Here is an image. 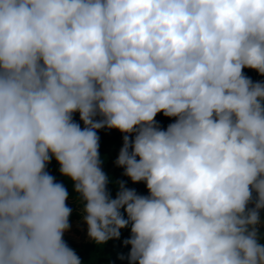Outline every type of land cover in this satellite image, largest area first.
I'll use <instances>...</instances> for the list:
<instances>
[{"label":"clouds","instance_id":"9594fccd","mask_svg":"<svg viewBox=\"0 0 264 264\" xmlns=\"http://www.w3.org/2000/svg\"><path fill=\"white\" fill-rule=\"evenodd\" d=\"M244 69L264 77V0H0V264H82L53 159L89 240L130 226L121 261L264 264V80ZM102 129L147 195L103 171Z\"/></svg>","mask_w":264,"mask_h":264},{"label":"trees","instance_id":"16d2710c","mask_svg":"<svg viewBox=\"0 0 264 264\" xmlns=\"http://www.w3.org/2000/svg\"><path fill=\"white\" fill-rule=\"evenodd\" d=\"M243 72L245 75L251 77L253 81L264 80V77L258 76L257 73L252 70L244 69ZM255 75H257V79H254ZM73 119L77 123H80L78 113L74 114ZM155 119L160 123L162 128H166L169 123L174 122V119L165 118L162 114H157ZM81 127H83L82 123ZM97 134L100 138L99 153L104 159V163L102 165L103 171L113 182L123 180L127 187L134 188L138 194L147 195L146 186L143 182L132 184L130 180L122 175L123 169L114 166V161L118 155L119 149L122 146V134L115 130L106 131L103 129ZM54 169L50 168L48 170L53 171ZM54 177L57 182L63 183L68 189L69 196L66 203L72 209V213L69 217V223L79 221L81 219L79 210L82 208V204L78 205L76 203L77 196L72 190V182L64 177H61L58 169L54 170ZM108 190L111 193V197L115 198L117 189L114 183H110L108 185ZM74 208L77 210H73ZM260 216H264V210L261 211ZM261 232L264 233V229L261 230ZM129 235L130 226L121 230L119 240H110L102 246L96 245L91 240L82 243L66 240V243L69 247L76 251L82 261V264H128L126 259L121 261L117 257L121 254L126 256L130 251L129 246H122L123 240L128 238ZM261 242H264V239H262Z\"/></svg>","mask_w":264,"mask_h":264},{"label":"rangeland","instance_id":"374dc122","mask_svg":"<svg viewBox=\"0 0 264 264\" xmlns=\"http://www.w3.org/2000/svg\"><path fill=\"white\" fill-rule=\"evenodd\" d=\"M254 79H257V75L254 76ZM50 168H55L54 170L58 169V165L56 163V161L53 159L47 166V171L54 176V170L50 171L48 169ZM73 210H77V209H73ZM261 220L264 221V216H261ZM264 227L261 228V230H263ZM63 239L66 240H70L76 243L79 242H88L90 241L87 237V228L86 225L83 223L82 221V217L79 221L77 222H71L70 223V228L69 230L64 234Z\"/></svg>","mask_w":264,"mask_h":264}]
</instances>
